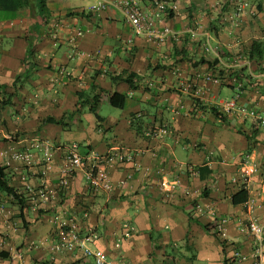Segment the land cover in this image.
I'll list each match as a JSON object with an SVG mask.
<instances>
[{
	"label": "crops",
	"instance_id": "0c3cea01",
	"mask_svg": "<svg viewBox=\"0 0 264 264\" xmlns=\"http://www.w3.org/2000/svg\"><path fill=\"white\" fill-rule=\"evenodd\" d=\"M98 1L48 0L34 66L31 12L8 19L0 11V80L14 94L0 112V166L25 198L22 208L0 190V264H93L80 249L56 250L59 217L80 220L83 233L92 230L96 238L87 246L103 250L112 264H252L258 245L243 228L250 219L264 226V131L250 117L218 106L236 97L264 111V57L257 62L244 55L253 41L264 44V0H249L242 12L236 0H162L167 11L159 27L174 31L163 43L136 34L117 5L91 11ZM132 1L154 9V0ZM78 29L83 34L76 37ZM207 43L219 47V56L205 52ZM236 79L244 88L233 86ZM116 92L126 97L121 108L110 103ZM106 104L115 109L103 114ZM47 117L65 118L69 127ZM161 125L168 135L149 134ZM37 139L53 144L46 177L39 173L43 152L31 145ZM73 143L86 165L62 187ZM27 148L30 164L13 158ZM117 153L131 158L121 161ZM94 163L113 182L112 192L90 190L86 169ZM25 175L32 185L46 180L50 199L34 205ZM242 187L249 200L235 204L232 196ZM217 217L229 218L220 238ZM17 248L24 258L11 261ZM261 248L264 260V240Z\"/></svg>",
	"mask_w": 264,
	"mask_h": 264
},
{
	"label": "built area",
	"instance_id": "2783aa9c",
	"mask_svg": "<svg viewBox=\"0 0 264 264\" xmlns=\"http://www.w3.org/2000/svg\"><path fill=\"white\" fill-rule=\"evenodd\" d=\"M236 2L238 6V12H242L244 8L249 5V0H236ZM112 5H117L121 8L127 20L132 24L136 34H146L150 38L155 39L160 43L166 42L170 36L174 35V31H172V29H170L169 27H159V24H161L163 20V14L167 11V5L162 0H154V9L150 11L139 8L137 4L132 0H99L96 4L90 7V10L100 11ZM232 18V15L227 16L226 20ZM193 33V35L195 36V32ZM82 34V30L78 29L76 31V37H79ZM1 45L2 44L0 40V49ZM204 50L207 53L212 52L219 56L220 49L216 45L213 47L210 43H207ZM180 75L181 73H178V76ZM235 82H237L238 88L243 87V83L240 80L236 79ZM183 84L186 86V89L193 88V84L189 83L188 81L184 80ZM218 108L224 113H237L243 116L250 117L264 131V112H261L256 108L249 109L245 106H242L236 97L232 99L222 100ZM149 134L152 136H165L166 134H168L167 126L161 125L157 128H154L150 130ZM31 145L32 148L39 149L43 152V161L41 162V170L39 171V173L41 174V176L46 177L48 172L47 164L52 160L54 154L53 144L48 141L37 139L33 140ZM12 156L15 160H19L28 164L31 163L32 153L29 148H27L25 151L14 152ZM117 156L121 161L129 160L131 158L129 155L122 153H117ZM114 158V156H108L105 158V160L110 161ZM66 160L68 166L62 170V174L59 180V185L62 187L69 185L76 169L83 168L86 165L84 157L79 152L78 143H73L71 146H69ZM244 172L246 175H250L255 172V169H245ZM131 176L132 175L129 174L127 178H130ZM127 178L122 180L121 183H125L127 181ZM86 179L88 180L89 188L92 189V192L93 190L97 192H112L114 190L113 182L110 180L107 173H105L104 170L102 171L96 163L91 164L90 167L86 169ZM22 181H24V190L28 194L29 200H31L34 205H37L38 200L47 201L50 199L52 193L46 185V180H42L39 185H32L26 182L27 175H25L22 177ZM177 185L178 182L175 181L167 190L173 191ZM163 186L165 187L166 185L163 183ZM254 206L255 204L253 205L252 201L251 207L253 208ZM3 210L4 203H1L0 200V223ZM84 213L86 212H83L82 214ZM228 221L229 218L227 217H223L220 219L217 218V224L215 226L218 228V232H220L222 236H226V225L228 224ZM57 222L59 225L60 239L55 244L56 250L72 252L76 249H80L83 253V258L88 259L89 257H91L93 264H112L108 259L107 254L103 250H92L87 246L88 242L95 241L96 238L92 230H89L86 233H82L83 229L80 226V222L74 219L69 220L68 222H63L59 217ZM243 229L252 237L254 243L258 245V247L255 248V258L252 264H264L261 248L264 240V226L256 219H250L249 222L244 225ZM0 246L1 248L3 247V242L0 243ZM234 253V256L237 257L238 260L242 261L245 259L241 252L236 251ZM9 258L11 261H22L24 258V250L19 248L11 250L9 252ZM31 264L44 263L34 262Z\"/></svg>",
	"mask_w": 264,
	"mask_h": 264
},
{
	"label": "trees",
	"instance_id": "16d2710c",
	"mask_svg": "<svg viewBox=\"0 0 264 264\" xmlns=\"http://www.w3.org/2000/svg\"><path fill=\"white\" fill-rule=\"evenodd\" d=\"M27 10H29L31 12L32 15H30V16L34 20L33 26L30 29V31L28 32L29 33L28 57L30 58L29 61L34 66L35 61L31 60V56H34L33 55L34 54V47L38 43V41L40 40L41 26L43 24L47 23L46 18L49 17V15H48V13H49L48 0H0V11L6 13L7 14L6 17L8 19H14V18L18 17L20 13H22L23 11H27ZM34 12H36L37 15H34ZM244 55H246V57H249V59H251V60L259 62V59L264 57V44H263V42H260L258 40L253 41L250 48L245 51ZM128 78L126 80L129 81ZM19 80H20V78H18L16 80L15 84H17V82ZM233 86L238 87L237 82H235L233 84ZM241 88H244V86ZM241 88H239V89H241ZM125 98L126 97L123 94H119L117 92L111 93L110 94V103L115 107L121 108L124 106ZM13 99H14V94L7 93L6 86L0 80V112L2 110H4L5 107L11 105L13 103ZM92 110L94 111V109H92ZM213 111L218 118L225 120V117L218 111V108H216V107L213 108ZM261 112H264V111H261ZM225 114H231V113H225ZM97 116H98V118H100L99 115H97ZM45 122H55V123L62 124L63 127H69L68 124L65 122V118H61L60 120H56L53 117H47L45 119ZM167 129H168V134H169L170 130L168 127H167ZM168 134H166V135H168ZM0 190L5 192L7 195H11L13 198L19 200V203L21 204V206L23 208V204L25 203V198L23 197L24 195L21 193H18L17 189L9 184L7 175L5 173V167H2V166H0ZM90 190H92V189L90 188ZM93 193L96 194V193H102V192H97V191L93 190ZM248 198H249V191L245 187H242L237 193H235L232 196V201L235 204L242 203V202L245 203L249 200ZM74 220H76V219H74ZM78 221L80 222V220H78ZM204 227L207 230H209L208 225H204ZM84 231L85 230H82V233ZM214 234L218 238L221 237L220 236L221 233L218 231L214 232ZM223 240H222V244H224Z\"/></svg>",
	"mask_w": 264,
	"mask_h": 264
},
{
	"label": "rangeland",
	"instance_id": "374dc122",
	"mask_svg": "<svg viewBox=\"0 0 264 264\" xmlns=\"http://www.w3.org/2000/svg\"><path fill=\"white\" fill-rule=\"evenodd\" d=\"M0 15H2V13L0 12ZM108 109H115L113 106L109 105V104H106L105 107L103 108L102 112L103 114L107 113V110ZM101 112V113H102ZM3 192V191H2Z\"/></svg>",
	"mask_w": 264,
	"mask_h": 264
}]
</instances>
